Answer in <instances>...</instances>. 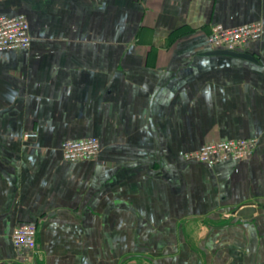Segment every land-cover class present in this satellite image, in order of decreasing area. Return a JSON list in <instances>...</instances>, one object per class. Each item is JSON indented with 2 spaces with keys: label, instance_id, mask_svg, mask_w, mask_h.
I'll list each match as a JSON object with an SVG mask.
<instances>
[{
  "label": "crops",
  "instance_id": "obj_1",
  "mask_svg": "<svg viewBox=\"0 0 264 264\" xmlns=\"http://www.w3.org/2000/svg\"><path fill=\"white\" fill-rule=\"evenodd\" d=\"M18 14L32 39L0 51V264H264V0H0ZM256 20L236 50L251 57L206 44ZM90 136L96 157L64 158ZM233 137L258 144L182 156Z\"/></svg>",
  "mask_w": 264,
  "mask_h": 264
},
{
  "label": "built area",
  "instance_id": "obj_2",
  "mask_svg": "<svg viewBox=\"0 0 264 264\" xmlns=\"http://www.w3.org/2000/svg\"><path fill=\"white\" fill-rule=\"evenodd\" d=\"M262 34L261 20L236 26L218 23L207 34L206 44L213 49L237 50L245 43L259 39ZM31 39L30 22L25 14L0 15V51L27 48L31 44ZM34 135V132L25 133V137ZM257 144V137L219 139L184 151L182 156L188 160L197 159L213 164L227 159L248 157ZM100 148V140L95 136L67 139L62 143L63 156L71 161L92 159L98 155ZM37 230L35 223H18L12 231L14 245L18 249L27 250L32 255L37 246Z\"/></svg>",
  "mask_w": 264,
  "mask_h": 264
},
{
  "label": "water",
  "instance_id": "obj_3",
  "mask_svg": "<svg viewBox=\"0 0 264 264\" xmlns=\"http://www.w3.org/2000/svg\"><path fill=\"white\" fill-rule=\"evenodd\" d=\"M224 51H228L234 55H242V56H245V57H251L248 53H240V52H237L236 50H226V49H223Z\"/></svg>",
  "mask_w": 264,
  "mask_h": 264
}]
</instances>
